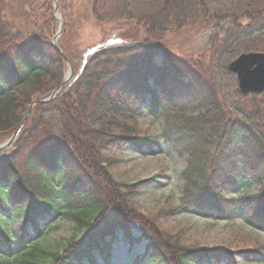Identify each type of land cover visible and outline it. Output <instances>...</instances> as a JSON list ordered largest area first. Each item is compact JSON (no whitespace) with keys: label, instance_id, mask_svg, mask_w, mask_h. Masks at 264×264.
Here are the masks:
<instances>
[{"label":"trees","instance_id":"trees-1","mask_svg":"<svg viewBox=\"0 0 264 264\" xmlns=\"http://www.w3.org/2000/svg\"><path fill=\"white\" fill-rule=\"evenodd\" d=\"M53 3L0 0V136L18 128L19 112L26 114L36 96L64 80L67 64L51 45L58 29ZM80 6L88 21L129 23L145 37L98 53L59 98L34 106L15 150L0 161V264H97L120 235L146 242L136 264L264 263V246L189 245L184 231L172 234L155 218L148 221L135 198L155 178L120 179L123 159L111 153L159 150V139L137 125L145 115L162 118L167 146L186 160L179 211L246 218L264 233V94L241 95L227 72L241 54L264 52V0H86ZM70 25L65 20L59 43L68 58ZM197 26L211 31L197 61L164 41ZM121 56L148 70L119 65L112 74L106 59ZM136 93L142 97L133 106L118 98ZM237 190L244 192L235 198ZM20 215L15 235L10 224ZM55 221L70 222L78 236L46 245ZM132 224L141 238H132Z\"/></svg>","mask_w":264,"mask_h":264},{"label":"rangeland","instance_id":"rangeland-1","mask_svg":"<svg viewBox=\"0 0 264 264\" xmlns=\"http://www.w3.org/2000/svg\"><path fill=\"white\" fill-rule=\"evenodd\" d=\"M86 0H65L58 1V17L64 22L67 20L70 25V35L65 42L70 45L67 50L72 65L78 69L82 68L83 55L90 49L104 46L106 50H112L119 46L136 45L139 40L145 37L137 26L129 23L114 25H100L88 21L82 13V5ZM80 6V7H78ZM56 23L57 20L54 17ZM59 24V23H58ZM211 31L200 26L185 30L179 33L168 34L166 43L171 46L174 52L185 60L197 61L209 47V36ZM96 57V56H95ZM95 57L88 58V64ZM128 56L107 57L111 60L108 66L110 72L114 74L118 66L134 67L148 70V65L143 62L129 61ZM88 64L83 68L85 71ZM76 72V68L74 69ZM51 91L49 94H51ZM48 94V95H49ZM47 95H38L35 99H41ZM142 95L134 94L125 97H118L126 105L133 106L139 103ZM20 117H24L19 112ZM138 129L145 134L159 138L161 149L154 153L148 151H135L126 149L125 151L114 150L111 153L123 157V164L120 167L118 176L128 182L146 181L155 178L151 184L140 187L135 202L148 221L153 218L157 220V225L161 230L178 234L184 231V240L189 245H199L207 247L220 246L236 251L242 248L264 246V233L252 228L243 218L236 217L233 220L225 221L220 218L205 217L199 214L185 215L179 211L181 204V182L180 175L186 167L185 159L178 157L164 143L163 130L164 121L162 118H153L145 115L138 121ZM15 131H10L6 136H0V144H3ZM164 145V148H163ZM11 150H15L13 147ZM1 156V154H0ZM258 188L253 186L252 193H256ZM238 191V190H237ZM244 190L238 191L235 198L240 197ZM20 215L17 220H13L10 229L17 235L19 233ZM150 223V222H149ZM50 234L44 238L46 245H54L55 242L68 241L78 234L74 230L73 224L67 221H55ZM132 238H140L141 230L137 225L132 226ZM145 242L131 244L129 240L120 239L112 244L111 256L107 259L102 257L99 264H135L137 257L145 253ZM241 264H264L248 263L243 259Z\"/></svg>","mask_w":264,"mask_h":264},{"label":"water","instance_id":"water-1","mask_svg":"<svg viewBox=\"0 0 264 264\" xmlns=\"http://www.w3.org/2000/svg\"><path fill=\"white\" fill-rule=\"evenodd\" d=\"M58 37L55 39V43ZM228 71L236 75L239 89L243 95L264 93V53L243 54L229 65ZM69 79L70 75L66 77L63 85H65ZM62 86L57 89L50 98L42 102H48L56 98ZM22 126L6 145H10L14 141Z\"/></svg>","mask_w":264,"mask_h":264}]
</instances>
